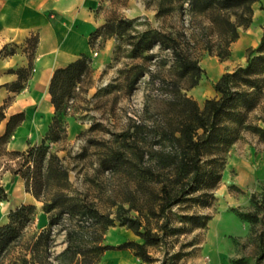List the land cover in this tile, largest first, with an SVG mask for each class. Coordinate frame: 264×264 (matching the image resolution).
Returning <instances> with one entry per match:
<instances>
[{"label": "trees", "instance_id": "16d2710c", "mask_svg": "<svg viewBox=\"0 0 264 264\" xmlns=\"http://www.w3.org/2000/svg\"><path fill=\"white\" fill-rule=\"evenodd\" d=\"M257 1L156 0L158 18L180 10L184 16L188 15L187 28L153 27L147 18L144 21L128 20L113 14L91 35L94 49H100L107 38L118 36L121 41L116 50L130 47V57L141 59L132 63L127 72L136 70L139 75L148 74L150 87L145 97V112L149 111L150 115L138 118L133 130L130 128L123 133L124 138H132L135 144L130 149L116 150L111 160L114 165L131 162L139 181L149 179L156 183L153 195L158 198V203L150 207V213L165 216L157 224L162 233L153 231L143 221L140 209L138 216L119 213L110 217L91 203L71 200L63 189L69 171L62 157L51 150V144L67 136L69 101L75 96L76 89L92 75L91 55L83 53L65 67L55 70L49 85L55 113L41 143L24 150L6 149L5 144L24 120L25 113L10 116L6 130L0 136V156L2 153L12 156L5 165L24 178L28 191L38 200L45 201L44 210L49 216L48 227L41 230L28 248L31 258L26 254L21 258L23 264H40L38 253L43 251L42 247L47 251L50 245H43V238L51 234L52 226L66 213L75 218V222L66 226L67 246L58 256L70 258L76 264H99L106 250L131 248L143 260H150L148 245L161 241L168 229H172L169 212L175 205L182 202L209 205L213 202V190L222 179L230 146L245 131L264 142V126L258 122L260 119L264 121V32L256 47L247 48L244 64L220 75L214 84L217 95L207 98L203 106L188 90L199 83L205 71L199 51L227 58L231 54V44L240 36L239 28L247 27L253 21ZM98 38L101 40L97 42ZM37 41V36L27 38L32 49L29 51L31 60ZM155 47L158 52H154ZM12 51L13 48L8 47L3 50L4 53ZM31 60L30 66L17 70L19 79L9 85L11 90L24 87L22 81L30 75L33 67ZM9 101L0 105V121L7 118ZM149 137L154 142L146 145L144 141ZM7 195L5 186L0 184V200ZM35 209L34 203H23L10 211L8 222L0 224V263L5 254L22 240ZM243 215L251 220L256 218L251 212ZM183 217L198 227L211 218L199 213L184 214ZM116 220L132 229L143 241L127 239L117 245L102 243L103 232L115 225Z\"/></svg>", "mask_w": 264, "mask_h": 264}, {"label": "rangeland", "instance_id": "374dc122", "mask_svg": "<svg viewBox=\"0 0 264 264\" xmlns=\"http://www.w3.org/2000/svg\"><path fill=\"white\" fill-rule=\"evenodd\" d=\"M155 4L156 0H105L104 9L108 16L116 14L128 20L142 21L147 18L153 27L187 28V14L184 16L180 10H176L158 18ZM263 32L264 0H259L254 4L253 21L249 26L239 28L240 36L231 44V54L227 58L221 59L216 54L199 51L200 63L205 71L199 83L188 93L202 106L207 98L216 96V80L223 72L246 62L247 48L256 47ZM112 37L116 43L110 61L101 68L94 65L91 77L76 89L68 105L67 136L52 143L51 150L62 157L69 171L63 189L71 200L91 203L110 217L119 213L138 216L140 209L143 221L153 231H160L157 224L165 216L150 213V207L158 203V198L153 195L156 183L149 179L139 181L131 162L114 165L111 160L116 150L130 149L135 144L132 138H124L123 133L130 128L133 130L138 118H148L150 115L149 111L145 112V97L150 87L148 74L139 75L136 70L127 72L132 63L141 59L130 57V47L116 50L121 40L116 35ZM241 38L248 41L239 52L235 44ZM99 40L101 38L97 42ZM158 51V47H155L154 52ZM258 122L264 126L263 120ZM45 134L29 136L26 141L41 143ZM145 140L146 145L154 142L150 137ZM5 148L11 149L7 144ZM263 149L264 142L245 131L227 152L222 179L213 190V202L209 205H189L187 202L175 205L169 212L172 229H168L164 239L148 245L150 260H143L131 248H114L102 254L99 264H264V183L258 186L240 185L236 172L230 170L228 174L227 171L228 163L234 156L253 152L259 155ZM127 154L133 158L130 152ZM10 157L7 153L0 156V183L8 193L7 198L0 200V208L4 211L2 216L7 217L4 219L1 216L0 224L8 222L10 211L23 204L18 202L20 197L9 190V183L16 176L5 165ZM44 203V200L34 201L36 209L33 220L24 229L22 240L5 254L0 264H23L21 258L24 254L31 258L28 249L31 242L49 225ZM250 212L255 214V219L243 215ZM198 213L211 218L198 227L183 217L184 214ZM74 220L69 214H63L62 219L52 226L51 234L45 235L42 243L50 245L47 251L41 245L43 251L37 256L40 264L77 263L58 256L67 246L65 228ZM125 227L116 220L115 225L103 232L102 243L117 245L127 239L143 241L132 230L131 237L123 239L125 236L117 231Z\"/></svg>", "mask_w": 264, "mask_h": 264}, {"label": "crops", "instance_id": "0c3cea01", "mask_svg": "<svg viewBox=\"0 0 264 264\" xmlns=\"http://www.w3.org/2000/svg\"><path fill=\"white\" fill-rule=\"evenodd\" d=\"M104 1L0 0V105L11 100L6 107L7 118L0 121V136L5 132L12 114L25 113L24 120L7 142L10 150H24L35 145L28 143L27 138L48 131L55 113L49 85L57 68L65 67L83 53L92 56L93 67L101 68L110 61L116 43L114 37L107 38L100 49H94L90 42L93 32L109 17L104 9ZM31 36L38 37L32 60L29 57L32 49L27 42ZM247 41V38H241L235 44L236 50L240 52ZM5 47L14 51L4 53ZM30 60L33 67L30 75L22 81L24 87L11 90L9 85L19 79L17 70L30 66ZM230 170L236 172L240 185L258 186L264 183V149L259 155L253 152L234 156L228 163V174ZM13 174L16 176L9 183V190L20 197L18 202L26 204L37 201L35 195L26 189L24 178L20 174ZM3 214L0 208V217ZM131 230L125 227L117 232L127 239L131 237Z\"/></svg>", "mask_w": 264, "mask_h": 264}]
</instances>
